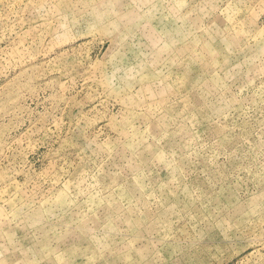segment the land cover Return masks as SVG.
Masks as SVG:
<instances>
[{
    "label": "rangeland",
    "instance_id": "1",
    "mask_svg": "<svg viewBox=\"0 0 264 264\" xmlns=\"http://www.w3.org/2000/svg\"><path fill=\"white\" fill-rule=\"evenodd\" d=\"M0 264H264V0H0Z\"/></svg>",
    "mask_w": 264,
    "mask_h": 264
}]
</instances>
